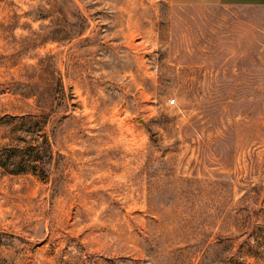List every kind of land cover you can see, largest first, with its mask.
I'll return each mask as SVG.
<instances>
[{"label": "rangeland", "instance_id": "rangeland-1", "mask_svg": "<svg viewBox=\"0 0 264 264\" xmlns=\"http://www.w3.org/2000/svg\"><path fill=\"white\" fill-rule=\"evenodd\" d=\"M28 126L0 264H264L263 7L0 0V154Z\"/></svg>", "mask_w": 264, "mask_h": 264}, {"label": "trees", "instance_id": "trees-1", "mask_svg": "<svg viewBox=\"0 0 264 264\" xmlns=\"http://www.w3.org/2000/svg\"><path fill=\"white\" fill-rule=\"evenodd\" d=\"M31 127L33 126H28L26 130L30 138L26 142V146H24V148H31L29 150V159L25 158L26 154L23 156L16 152L8 154L2 153L0 154V165L3 167H9L11 165V168H8V170L14 173L32 172L45 176L48 174V150L50 143L45 133L40 134L39 129L37 130ZM25 152L28 151L25 150Z\"/></svg>", "mask_w": 264, "mask_h": 264}, {"label": "crops", "instance_id": "crops-1", "mask_svg": "<svg viewBox=\"0 0 264 264\" xmlns=\"http://www.w3.org/2000/svg\"><path fill=\"white\" fill-rule=\"evenodd\" d=\"M176 4H194V3H206V4H218L223 6H246V7H263L264 0H171Z\"/></svg>", "mask_w": 264, "mask_h": 264}]
</instances>
